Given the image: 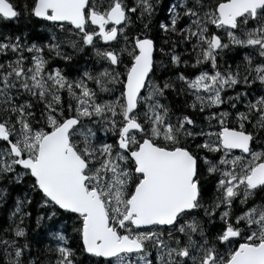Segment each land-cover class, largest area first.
Segmentation results:
<instances>
[{"label": "snow or ice", "instance_id": "1", "mask_svg": "<svg viewBox=\"0 0 264 264\" xmlns=\"http://www.w3.org/2000/svg\"><path fill=\"white\" fill-rule=\"evenodd\" d=\"M159 2L0 0V20L49 34L0 32V181L28 177L51 209L37 227L63 212L72 228L48 233L41 260L26 192L0 264H264V0H168L166 49L146 31ZM86 49L74 76L51 66ZM226 51L243 55L226 64Z\"/></svg>", "mask_w": 264, "mask_h": 264}, {"label": "trees", "instance_id": "2", "mask_svg": "<svg viewBox=\"0 0 264 264\" xmlns=\"http://www.w3.org/2000/svg\"><path fill=\"white\" fill-rule=\"evenodd\" d=\"M18 3L23 5L25 3V0H18ZM168 4V0H160L157 12L155 13L152 22L149 25V29L146 30L150 35L156 38V45L157 48L164 46L165 49L167 48V45L164 43L167 37L164 33H162L159 28L157 21L163 20L165 16L167 15L166 12V6ZM134 20V27L136 29H141L142 24L139 21H136L135 17H133ZM43 21H39L35 19L34 17H29L24 14H21V16L13 21H2L0 20V32L4 33H10L12 35H19L21 39L26 40L28 43L36 42V43H42L45 40L48 39V31L44 27ZM179 51V50H178ZM88 49H86L84 52H82V55L79 57H73L75 61L84 60L85 57H88ZM243 55V53H237L236 51H226L224 56V62L226 64H235ZM84 56V58H83ZM159 58V55H158ZM88 61V59H87ZM87 61L85 62V65L88 64ZM53 64H61L66 65L69 68H72L74 65L72 62L69 63H61V61L56 60L54 57L51 61ZM181 67H183L181 65ZM159 73L163 75H171L173 74V71L166 68H161L159 70ZM187 97L186 96H178L175 93L169 94V102L175 106L176 108H183V105L185 104ZM188 114H192L191 109L185 110ZM201 118L197 117V120L199 122ZM98 135L103 136V133H98ZM30 184V179L28 177L22 178V180L19 183H16L15 181L7 182V181H0V190H4V195L0 196V227H6L10 223L9 216L15 209V203L17 198H23L25 193L27 192L28 196L31 197V203H28L24 211L27 213H30L29 216H26L24 218V224L23 226L26 229L27 232V239L28 241L33 245V251L36 255L40 257L41 260L44 259V256L46 255L44 252V245L48 244L50 241V237L48 233L50 231H54L58 228H60L61 224L64 221H67L66 224H64V229L67 231V233L71 236L72 235V228H71V221L63 214V212H60L57 216L53 217L51 220H47L45 218V221L43 222L41 227H37L36 225V218L46 213L47 211H51V209H45L39 207V194L32 193L28 190V185ZM206 187V195L212 196L214 189H215V179L213 177H208L207 182L205 184ZM70 243H74V241L70 240ZM80 260L82 261V264H88V256L82 255L80 256Z\"/></svg>", "mask_w": 264, "mask_h": 264}, {"label": "flooded vegetation", "instance_id": "3", "mask_svg": "<svg viewBox=\"0 0 264 264\" xmlns=\"http://www.w3.org/2000/svg\"><path fill=\"white\" fill-rule=\"evenodd\" d=\"M32 43V42H31ZM30 44V43H29ZM59 61H61V63H66L64 60H62V59H60L59 58ZM69 62H72L74 65L72 66V68H69V67H67L66 65H61V64H59V65H57V64H53V63H51V66L52 67H60V68H62L63 70H64V72H65V74H67V75H69V76H74V75H76L77 74V72L78 71H82V70H84L85 69V63L84 62H82V60H79L78 62L77 61H75L73 58H72V60L71 61H68L67 63H69ZM67 67V68H66ZM160 70V69H159ZM158 70V71H159ZM221 107H224L223 105L221 106ZM260 195H264V193H258L257 194V199H259V196Z\"/></svg>", "mask_w": 264, "mask_h": 264}, {"label": "rangeland", "instance_id": "4", "mask_svg": "<svg viewBox=\"0 0 264 264\" xmlns=\"http://www.w3.org/2000/svg\"><path fill=\"white\" fill-rule=\"evenodd\" d=\"M65 51L71 52L70 49H65ZM87 54H88V57H89V55H90V50H89V49H88ZM80 55H82V53H77V54L73 55V57H79ZM88 57H85V58H84V56H83L84 60H82V62L87 61ZM55 58H56V60H59L58 57H55ZM87 62H88V64H86V66L92 65V63H93L91 59H88ZM84 63H85V62H84ZM86 66H85V67H86ZM62 68H63V67H62ZM66 68H67V67H66Z\"/></svg>", "mask_w": 264, "mask_h": 264}, {"label": "water", "instance_id": "5", "mask_svg": "<svg viewBox=\"0 0 264 264\" xmlns=\"http://www.w3.org/2000/svg\"><path fill=\"white\" fill-rule=\"evenodd\" d=\"M35 19H37V18H35ZM37 20H39V19H37ZM39 21H41V20H39Z\"/></svg>", "mask_w": 264, "mask_h": 264}]
</instances>
